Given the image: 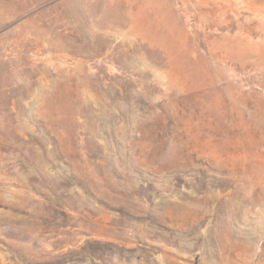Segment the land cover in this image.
I'll return each mask as SVG.
<instances>
[{"label":"rangeland","instance_id":"1","mask_svg":"<svg viewBox=\"0 0 264 264\" xmlns=\"http://www.w3.org/2000/svg\"><path fill=\"white\" fill-rule=\"evenodd\" d=\"M0 264H264V0H0Z\"/></svg>","mask_w":264,"mask_h":264}]
</instances>
